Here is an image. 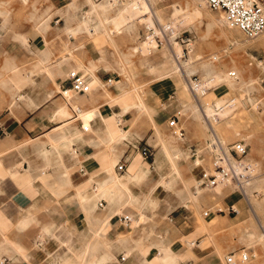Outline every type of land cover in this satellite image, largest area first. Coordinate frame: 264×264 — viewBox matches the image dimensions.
Masks as SVG:
<instances>
[{
	"label": "crops",
	"instance_id": "1",
	"mask_svg": "<svg viewBox=\"0 0 264 264\" xmlns=\"http://www.w3.org/2000/svg\"><path fill=\"white\" fill-rule=\"evenodd\" d=\"M110 8L115 7L96 13L92 21H89L88 11L84 12L82 19H87L89 23L85 27V23L81 22V30L95 36L111 25L116 31L131 29L123 18L118 28L117 15L106 16L103 22L101 13L106 15ZM122 13L119 11L120 15ZM95 17L99 19L97 23L93 22ZM60 21L56 20L55 24ZM63 27L57 28L50 23L43 35L32 30L27 34L29 49L19 41H0V51L6 52L0 61V80L6 82L0 83V127L3 131L0 135V264H190L197 253L201 257L200 238L198 242L196 240L195 248H184L167 238V231L160 240L150 244H145L144 238L134 234L137 230L146 231L145 225L157 216L171 221L167 213L173 201L176 209H191H184L178 193L188 189L194 192L196 188L195 185H185L175 192L162 193L161 188L154 191V185L146 182L145 193L132 191L131 184L141 182L149 173L137 166V161L140 163L142 159L140 155L128 151L130 147L136 149L150 132V129L138 128L136 114L137 120L146 116L150 122H154L158 116L157 109L147 101L126 99L125 94L132 93L129 84L132 85L139 76L130 82L128 79L121 80L115 72L120 78L115 81L116 77L105 69L104 63L99 60V53L89 44L84 49L65 53L77 42L69 35L59 36ZM35 50L38 52L34 53ZM75 58L79 60L77 64L81 62L85 69L95 65L93 76L97 80L84 70L77 69ZM143 61L142 67L146 69ZM9 65L16 68L17 78L22 80L17 86L11 81L14 72ZM149 66L145 75H139L147 78L153 76L161 81L152 82V96L164 99L174 87L177 90L170 81L159 78L169 70L164 69L165 72L161 71L159 75L154 73L159 64L151 63ZM44 67L48 68V72L41 70ZM127 68L135 73L132 65H127ZM74 71L88 75L92 90L83 95L68 92L69 98L66 95L63 97L62 92L70 87L69 74ZM107 79L113 81L110 88L104 87ZM101 89L109 90L112 96L122 97L109 101L108 96L105 102L98 94ZM182 100L186 102L184 97ZM141 103L143 108L140 107ZM76 108L81 111L80 115L73 113ZM84 115L87 117L83 118ZM123 121L128 126H121ZM84 127L87 129L84 130ZM150 141L149 138L147 143ZM168 143L163 142L157 155H152V166L157 159L158 165L165 167V160L169 157L166 151ZM122 146L126 149H122ZM176 151L174 153L180 154ZM121 163L126 167L122 173L138 176L128 185L129 192L115 185H107L112 176V167L115 175L121 174L116 170ZM145 165L150 167L149 164ZM231 196L234 200L226 199L227 205L238 200L237 195ZM147 198L151 201L141 214L139 206ZM238 205L242 206L241 200L233 205L237 212V216L232 218L235 221L242 217L240 209L236 208ZM162 206H167L165 212L161 211ZM122 212L132 218L133 222L127 227L113 218ZM139 216L142 224L137 220ZM13 222H18L16 228L24 234L31 231L36 249L29 251L25 244L5 235ZM127 228L134 235L120 237L124 234L121 229ZM151 230L148 232L152 233ZM197 234L207 235L205 231L195 228L184 239H188L191 245Z\"/></svg>",
	"mask_w": 264,
	"mask_h": 264
},
{
	"label": "rangeland",
	"instance_id": "2",
	"mask_svg": "<svg viewBox=\"0 0 264 264\" xmlns=\"http://www.w3.org/2000/svg\"><path fill=\"white\" fill-rule=\"evenodd\" d=\"M148 1L163 25H171L172 16L177 10L185 13L189 23L187 26L179 27L180 34L183 38L191 39L192 50H184V45L179 42V39L176 40L180 34L176 35L175 31L172 35L174 38L171 37L172 47L157 48L156 45H154L155 48L151 49H148V46L145 47V22L132 20L130 14L127 17H122L119 14V11L124 8V4L131 2V0H122L118 6L110 8L106 15L101 13L100 16L105 22L106 16L115 17L117 15L119 17V20H116L117 27H121L119 23L120 19L123 18V21L125 20V23L131 26V29L122 31L118 29L116 31L114 25H111L101 29L95 36H89L80 28V21L85 15L84 12L88 11L89 15L87 0H0V41L2 43H17L19 41L23 44V38L28 40L27 34L32 30L43 35L48 31L50 23L51 26L57 28L64 26V30L59 36L67 37L69 35L77 42L76 45H71L70 50H66L65 53H71L72 50L78 48L84 49L89 44L92 49L99 53V60L104 63L105 69L110 70L112 77H116L115 81L121 78V80L128 79L133 82L139 76L132 85L129 84L132 93L125 94L126 99L135 98L138 102L147 101L155 106L158 111V116L154 118V122H150L146 116H141L137 120V114L133 110L136 114L135 121H139L138 128L141 130L150 129L139 148L142 146L149 147L154 157V154L157 155L159 152L162 143L169 141L168 150H166L169 157L165 160L166 165L163 168L158 165L157 159L152 166V157L147 160L140 159L141 164L137 161V166L149 173L141 182L131 184L132 191L136 194L145 193L146 186L144 184L146 182L148 185H154V190H157L156 183L161 178L166 183L170 181L173 185L170 189L163 190L162 193L175 192L185 185H195L196 188L194 192L188 189L178 193L184 209L190 207L191 209L187 211L180 208L176 209L173 201L167 213L171 221L162 220L160 216H157L145 225L146 231L137 230L134 234L136 237L144 238L145 244H150L160 240V237L167 231V238L171 241L184 248L187 246L195 248L196 244L190 245V241L184 237L190 236L195 228L201 229L207 235L197 234L195 241H191L196 242L197 240L198 242V238H200L201 257L197 253L196 258L190 264H225V256L231 251H237L241 248L247 252L252 251L255 255V258H250L244 264H264V33L255 39H246L236 29H229L226 26L221 11H211L205 4L202 10L195 11L193 7L187 5V0ZM93 2L100 4L104 1L96 2L93 0ZM71 4L74 5L75 9L70 7ZM140 8L141 11H144L143 7ZM58 19H61L60 23L55 24ZM98 20L95 17L93 22L97 23ZM151 21L157 23L154 18H151ZM168 49L179 58L178 62L183 56L189 61L195 71L191 79L196 77L200 81L199 84L207 78L210 71L215 74L218 73L222 77L228 75V81L211 91L201 92L194 88L192 91L188 89L181 78L170 77L165 81H170L177 87V90L174 87L169 96L164 99L155 98L151 94L152 82L161 81L154 79L153 76H148L150 80L147 77H140V75H145V70L150 67L149 64H160L163 51L167 50L168 52ZM5 55L4 50L0 51V61L4 59ZM74 55L76 56V54ZM215 55L220 56L218 61H213L212 57ZM124 58L131 60H122ZM141 60H145L143 62L147 66L146 69H143ZM75 61L77 69L84 70L85 73L94 77L95 65L85 69L81 62L77 64L78 59L75 58ZM169 62L170 64H168ZM127 65L135 67V73L138 74L130 71ZM37 67L38 65H36ZM9 68L14 72V78L11 81L16 86L22 83V80L17 78L16 68L13 65H9ZM172 68H175V64L171 58L168 62L160 64L154 73L159 74L161 71L165 72L164 69L171 70ZM41 70L48 72L47 67ZM231 71L236 74L235 78L231 77ZM250 82L253 83V87H246ZM0 83L6 82L0 80ZM97 84H99L98 81ZM98 94L105 102L108 101V96L109 101L122 97L121 95L112 96L111 92L106 89H101ZM183 97L186 102L182 100ZM198 101L201 105L204 106L205 104L210 107L212 116L207 114L204 117L200 114ZM140 107L143 108L142 103ZM177 112L180 113L178 116L179 124L175 130H172L167 123ZM86 117L87 115L83 116V118ZM126 123L123 121L121 126L126 125ZM114 125L117 126L115 123ZM179 128L183 130V137L178 135ZM212 135H215L223 145L237 141H243L247 145L248 154L245 160L252 168L253 180L248 191L249 203H245L237 196V199L242 201V206L238 205L236 208L240 209L242 217H238L236 221L232 218L237 216V213L231 212L229 209L238 200H235L231 205H227L225 202L228 198L234 200L231 196L233 194L231 187L223 184L218 186L219 189L213 190L202 187L204 189L203 194L194 196L198 188L197 181L201 178L202 173L212 172L211 156L206 147L207 142L212 139ZM149 138L151 141L147 143ZM194 148L198 151L196 160L190 155L191 149ZM122 149H126V147L123 148L122 146ZM165 149L166 146H164ZM176 150L180 152L178 158H174ZM128 151L131 154H139L138 150H132L131 147ZM145 163L149 164L150 167ZM173 168L179 171L178 176L174 178L171 173ZM161 170L165 172L163 173ZM116 174L120 178L126 176L124 173ZM252 191L257 192L258 196H252ZM162 208L161 211L163 212L167 210V206H162ZM210 208L220 209L222 212L214 213L212 210L213 213L210 217H204V211ZM0 211H2L1 207ZM137 220L139 224L143 223L140 221V216ZM17 223L13 222L5 235L14 241L25 244L29 251L36 249L34 237L30 235L31 231L24 234L16 228ZM121 230H124V234L120 235L122 238L133 234L130 233L132 230L129 228ZM150 230L152 233L148 232Z\"/></svg>",
	"mask_w": 264,
	"mask_h": 264
},
{
	"label": "built area",
	"instance_id": "3",
	"mask_svg": "<svg viewBox=\"0 0 264 264\" xmlns=\"http://www.w3.org/2000/svg\"><path fill=\"white\" fill-rule=\"evenodd\" d=\"M96 2L107 1L112 6H118L122 0H95ZM204 4L211 11H221L224 16V21L229 29H236L246 39H255L264 33V2L263 0H203ZM145 33L147 38H151L157 48L167 47L169 45V37L173 32V28L170 26H162L159 22L145 24ZM184 45V50L188 51L191 47V39L183 38L180 34L176 40ZM213 61L220 59L219 55L212 57ZM232 78L236 77V74L231 71ZM68 80L70 87L68 90L62 92V96L72 92L74 94L83 95L92 90L91 81L87 74L74 71L69 74ZM195 84H199V80L195 77L192 79ZM113 86L112 79H107L104 87L110 88ZM192 88V87H191ZM193 90V89H192ZM195 93V92H194ZM75 115H80L81 111L76 108L73 110ZM179 112L173 115L172 119L168 121V127L175 130L179 124L178 116ZM86 130V127H84ZM179 137H183V130L178 129ZM3 133L0 127V135ZM207 151L211 156V168L212 172L202 174L201 178L197 181V186L200 188H206L213 190L220 184L231 187L233 194L239 196L245 203H249L248 191L251 187L253 180V171L250 165L246 162L245 158L248 154L247 145L243 141H237L232 144L223 145L220 140L212 135V139L206 144ZM143 160L150 159L152 153L149 147L139 146L136 148ZM198 151L194 148L191 153V157L197 159ZM124 163L117 165L116 170L119 173L125 171ZM252 196L257 197L258 193L251 192ZM102 207V204H100ZM221 213L220 209L210 208L204 211V217H210L213 213ZM230 210L235 212V209L231 206ZM117 221L124 227L129 226L131 223V216L125 213L115 215ZM250 258H255L252 251L247 252L244 248L235 252L229 253L224 258L225 264H244L249 261ZM124 260L123 257L120 258Z\"/></svg>",
	"mask_w": 264,
	"mask_h": 264
},
{
	"label": "bare ground",
	"instance_id": "4",
	"mask_svg": "<svg viewBox=\"0 0 264 264\" xmlns=\"http://www.w3.org/2000/svg\"><path fill=\"white\" fill-rule=\"evenodd\" d=\"M88 1V9H89V15H90V19L89 21H92V17L96 16L98 12L100 11H105L107 10L109 7H114L112 5H110L107 1H104L103 3H100V4H96L95 2H93V0H87ZM152 3V2H151ZM195 3H197V5H195ZM153 5V4H152ZM187 5L193 7V9L195 11H199V10H202L205 6H204V2L202 0H187ZM71 8L75 9L74 5L71 4L70 6ZM140 7H143L144 8V11H141ZM201 7V8H199ZM148 9V12L146 13V10ZM72 10V9H71ZM123 13H122V17H127L129 14L131 16V19L132 20H140L141 23L145 22V24H151L153 23V21H151V18H154L155 20H157V22H159L162 26H170L171 28H173V32L175 31V34L176 35H179L180 34V26H187L188 25V21H187V18L185 16V13H181L180 11L181 10H177L173 16H172V19H171V22L170 24L171 25H163L153 7H150V3L148 0H131V2L129 3H126L124 4V8L122 9ZM146 13V14H145ZM88 15V16H89ZM146 15H148V17H146ZM2 17V16H1ZM149 19V20H148ZM89 21L87 19H82L80 22H83L85 23V27H88L87 26V23H89ZM125 22V20H124ZM182 29V28H181ZM88 33H90L89 30H87ZM173 32L171 34V36L169 37V45H167L168 47H172V44H171V37L174 38L172 35H173ZM236 33V32H235ZM23 38V37H22ZM145 41V47L148 46V49H151V48H155L154 45L155 43L153 42V40L151 38H147L144 40ZM260 41V40H259ZM27 40L25 38H23V46L26 47L27 49H29L30 47H28V44H27ZM191 47V46H190ZM192 50V48H190ZM147 50V49H146ZM36 52V50H35ZM173 59L174 61V64H175V68H172L171 70H169L168 72H166L163 77H159V78H162V80H165V79H169L170 77H177V78H181L183 79L184 83L186 84V87L188 89H190L192 91V89H196L199 90V91H205V92H208V91H211L221 85H223L224 82H227L228 81V78L229 76L228 75H225L224 77L220 76L218 73L215 74L214 72L212 73L210 70H207V71H210L208 74H207V78H205V80L201 83V84H195L193 82V80L191 79V76L193 74H195V71L193 70V68L191 67V64L189 63L188 60L185 59V57L183 56V58H180V62L176 61L175 59V56L173 54V51H171L170 49H168V52L167 50H164L163 53H162V59H161V62L160 64L164 63V62H168V60L170 59ZM178 58V57H177ZM179 59V58H178ZM159 64V65H160ZM170 64V62L168 63ZM167 64V65H168ZM207 64V63H206ZM205 64V65H206ZM209 64V63H208ZM203 65V66H205ZM163 67V66H162ZM165 67V66H164ZM169 67V66H168ZM205 69V68H204ZM207 69V67H206ZM210 69V67H209ZM147 74V73H146ZM160 75V73H159ZM182 81V80H181ZM253 82V81H252ZM242 86V85H241ZM240 86V87H241ZM245 86V85H244ZM192 87V88H191ZM246 87H253V83H249L247 84ZM245 87V88H246ZM194 93V92H193ZM67 97L70 95L69 93L65 94ZM69 98V97H68ZM198 109L200 111V114L202 116H207V114L209 116H212V111L210 109V107H208L207 105L204 104L201 105L198 101ZM203 117V118H204ZM205 119V118H204ZM87 129V128H86ZM121 138V137H119ZM180 156L179 153H175L174 154V158H178ZM178 160V159H177ZM174 162V161H173ZM113 170L114 168L112 167V170H111V173H112V176L110 177L109 179V182L107 183L110 184L109 186H116V187H121L123 189H125L126 191L129 192L128 190V185H130L133 181L137 180L138 176H135V175H131V174H128L127 177H124V178H120L118 177L117 175H115L113 173ZM178 169L176 170L175 168L172 169V176L173 178L174 177H177L178 176ZM148 173V172H146ZM180 174V173H179ZM171 175V174H170ZM172 183L171 182H168L166 183V181H164L163 178H161L160 180L157 181L156 183V189H159L161 188L162 190H167V189H170L172 187L171 185ZM120 188V189H121ZM218 188V187H217ZM216 189V188H215ZM219 189V188H218ZM124 190V191H125ZM155 191V190H154ZM203 191L204 189L198 187L197 190H196V195L194 196H198V195H202L203 194ZM219 191V190H218ZM118 192H121L120 190ZM117 192V193H118ZM123 193V192H122ZM125 193V192H124ZM119 194V193H118ZM193 194V193H192ZM121 197V196H120ZM123 197V196H122ZM129 198V197H128ZM121 199V198H120ZM191 199V198H190ZM189 199V200H190ZM131 200L133 201L134 200V196L132 195L131 196ZM138 201V200H137ZM151 201L150 198H147V200H144L140 206H139V211L141 214H144V210H145V206L147 203H149ZM154 201V200H153ZM131 222L132 219H131ZM194 244H196L195 242L191 243V245L193 246Z\"/></svg>",
	"mask_w": 264,
	"mask_h": 264
}]
</instances>
